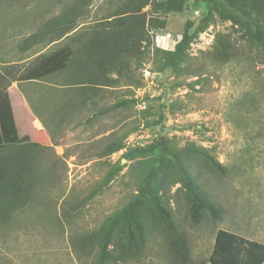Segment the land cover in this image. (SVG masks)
Returning <instances> with one entry per match:
<instances>
[{
    "label": "rangeland",
    "instance_id": "rangeland-1",
    "mask_svg": "<svg viewBox=\"0 0 264 264\" xmlns=\"http://www.w3.org/2000/svg\"><path fill=\"white\" fill-rule=\"evenodd\" d=\"M69 1L0 0V89L2 75L21 79L0 100V152L29 145L39 152L29 202L0 216V264H96L100 244L78 242L100 241L104 227L112 234L107 264H177L171 226L184 237L191 264L209 261L220 229L264 244V50L217 16L205 26L204 3L177 0V10L167 12L160 6L173 0H150L141 14L165 20L157 34L176 38L163 50H175L183 37L176 67L164 68L171 53L154 38L140 60L137 49L122 55L123 77L114 87L88 84L89 73L76 63L81 55L62 74L22 80L30 61L70 41L31 40ZM129 1L89 0L77 34L103 28ZM226 46L235 48L229 60L219 56ZM106 66L101 61L91 75L116 79L119 68ZM123 138L122 150L102 156ZM193 148L199 155L183 152ZM182 165L224 210L221 220L205 211L192 222Z\"/></svg>",
    "mask_w": 264,
    "mask_h": 264
},
{
    "label": "trees",
    "instance_id": "trees-1",
    "mask_svg": "<svg viewBox=\"0 0 264 264\" xmlns=\"http://www.w3.org/2000/svg\"><path fill=\"white\" fill-rule=\"evenodd\" d=\"M177 0L170 1L165 5L162 4L160 8H164L169 12L177 10L174 6ZM69 5L61 12V14L49 20L45 25V30L41 33H36L31 37L32 46L38 44L37 40L42 41L46 36H52L51 42L60 41L69 38L70 41L51 53L39 55L34 60L30 61L24 68L21 75L22 80H32L34 77L62 74L67 71L69 66L76 60L78 55L82 58L79 63V72L89 73L86 79L88 84L97 85L101 87H114L121 82L123 77V54H132L133 50L137 49L139 60L145 56L141 52L145 46H150L154 43L155 35L162 32L166 28V21L158 17L147 18L146 14H141L143 8L150 4V0H131L120 9L110 13L106 16L103 28L99 30L86 31L79 33L77 24L80 19L86 15V5L89 0H71ZM196 5L204 3L209 8L210 12L203 16V23L205 26L209 25L212 17L217 16L223 22H231L234 26L242 27L245 30V35L250 44H256L264 50V0H194ZM181 3V1H180ZM182 9V5L179 8ZM193 27V23H188V28ZM188 28L186 27L185 34L188 35ZM88 35V42L85 44L82 41ZM81 42L77 48H73L72 42ZM183 37L179 45H181ZM76 43V42H75ZM173 51H167L158 48L163 53H171V57L165 61L164 68H174L178 61L182 59L180 53L176 52L178 46ZM27 48H24L26 51ZM235 48L231 46L223 47L219 53L220 57H225L227 60L235 56ZM23 51V50H22ZM104 61L106 68L118 69V76L116 79L104 77L99 75H91V72ZM74 63V65L76 64ZM141 63V62H140ZM81 69V70H80ZM85 69V70H84ZM13 80L20 81L19 77H14ZM2 75L0 89V100L3 97L7 85L10 83L5 80ZM99 92V88L94 89ZM164 116L161 114V119ZM1 132V131H0ZM111 136H115L112 133ZM127 136V135H126ZM113 141L108 144L105 151L102 153L103 157L115 154L123 149V141ZM2 137L0 134V143ZM5 140L11 144L17 141L16 137L7 136ZM35 146V147H34ZM38 146L29 145L24 147L12 146L4 152H0V216L8 214L16 210L18 207L22 208L27 204L31 198L30 191L34 188L30 176L32 170L37 165L36 155L39 154L36 149ZM155 147L135 150V154L149 153ZM3 147L0 145V150ZM165 154L169 153V149L163 148ZM191 155H199L196 148L186 149L183 151ZM133 153V152H132ZM132 153L126 154L124 157L130 159ZM178 159L180 156L177 153L171 154ZM120 167H117L119 169ZM116 169V170H117ZM183 174L182 183L187 190L188 201L190 204V216L194 224H199L205 211H209L211 216L216 220H221L224 215V210L209 200L206 194L200 189V184L197 177L192 176L188 171L186 165L180 168ZM110 179L114 174L110 175ZM109 181V178H108ZM173 234L171 247L176 252L177 264H191L188 248L185 239L173 227L168 228ZM110 227H104L100 233V241H95L89 237L78 242L82 247L94 246L97 243L99 246V255L96 264H107L109 258H113L108 254V246H110L111 231ZM88 244V245H87ZM212 255L209 261L205 264H264V244L257 241H250L242 236L231 233L227 230H218L215 243L213 245Z\"/></svg>",
    "mask_w": 264,
    "mask_h": 264
},
{
    "label": "built area",
    "instance_id": "built-area-1",
    "mask_svg": "<svg viewBox=\"0 0 264 264\" xmlns=\"http://www.w3.org/2000/svg\"><path fill=\"white\" fill-rule=\"evenodd\" d=\"M155 38L159 48L169 49V47L176 45V38L170 33L156 34Z\"/></svg>",
    "mask_w": 264,
    "mask_h": 264
}]
</instances>
